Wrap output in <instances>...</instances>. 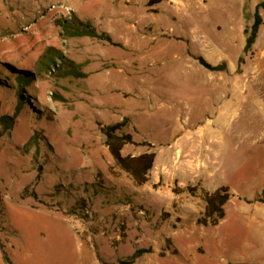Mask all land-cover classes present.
Listing matches in <instances>:
<instances>
[{
	"label": "rangeland",
	"instance_id": "374dc122",
	"mask_svg": "<svg viewBox=\"0 0 264 264\" xmlns=\"http://www.w3.org/2000/svg\"><path fill=\"white\" fill-rule=\"evenodd\" d=\"M149 2L0 0L2 264L3 251L11 264H118L137 250L151 252L135 264H264V10L238 72L264 0ZM73 17L113 43L66 32ZM125 120L122 154H156L140 187L102 132ZM222 187L241 231L219 243L225 218L199 220L203 191Z\"/></svg>",
	"mask_w": 264,
	"mask_h": 264
},
{
	"label": "trees",
	"instance_id": "16d2710c",
	"mask_svg": "<svg viewBox=\"0 0 264 264\" xmlns=\"http://www.w3.org/2000/svg\"><path fill=\"white\" fill-rule=\"evenodd\" d=\"M166 0H150L148 6L153 7L155 5H159ZM261 10H264V2L258 4L254 13L253 22H248L244 34L246 37V44L243 51V56L239 60V68L238 72L240 73L242 70V66L245 64V59L248 56L253 55V49L257 43V39L259 36L260 29L263 25V17L260 13ZM66 32H75L76 37H91L100 40L107 41L109 43H113L112 39L107 34H99L97 30L89 23H85L80 21L77 17H73L70 20H67L63 23ZM59 58L65 65L67 64V60L60 55ZM200 64L207 70L212 72H226L228 71V66L226 63H223L218 66H212L208 64L203 58H197ZM55 63V59L53 57H46L43 62L40 64L41 68L47 69L51 67V65ZM72 68V66H69ZM28 76L24 75L19 78L18 82L23 87V85L28 84L29 80ZM5 122V121H3ZM127 120L105 127L102 132L106 138V145L109 149V152L114 159L115 165L125 172L133 181L136 186H143L148 182V175L152 171L156 154L155 153H147L143 154L139 157L133 156H124L122 151L125 146L134 144L133 138L129 134H125L124 128L126 127ZM11 122H5V126L11 127ZM39 178V177H38ZM23 199L32 197L34 199H38V195L35 191L30 192L27 188L23 192ZM230 200L229 190L226 187H222L217 191L210 193L208 191H203V201L205 203V210L202 219L199 220V224L204 226H217L220 221H222L225 216V205ZM2 201L1 193H0V203ZM256 201L263 202L264 198H257ZM151 250H137L133 255L122 259L118 264H135L137 260L142 257L144 254L150 253ZM4 259L8 264H11L10 259L6 252L3 251Z\"/></svg>",
	"mask_w": 264,
	"mask_h": 264
},
{
	"label": "crops",
	"instance_id": "0c3cea01",
	"mask_svg": "<svg viewBox=\"0 0 264 264\" xmlns=\"http://www.w3.org/2000/svg\"><path fill=\"white\" fill-rule=\"evenodd\" d=\"M223 127V126H222ZM221 127V128H222ZM230 217H226L219 226L215 227V228H211V229H215L213 230L214 233L216 232L217 235H215V240H217L219 243L225 239L224 233L226 232H230L232 233V236L234 235L235 237H237V235L240 234L241 229L237 228L235 226H231V225H226V223L228 222ZM0 264H2L1 260H0Z\"/></svg>",
	"mask_w": 264,
	"mask_h": 264
}]
</instances>
